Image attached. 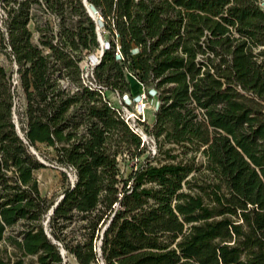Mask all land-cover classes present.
<instances>
[{
    "label": "trees",
    "instance_id": "1",
    "mask_svg": "<svg viewBox=\"0 0 264 264\" xmlns=\"http://www.w3.org/2000/svg\"><path fill=\"white\" fill-rule=\"evenodd\" d=\"M0 50V264L96 261L133 201L103 264H264V0H0ZM139 88L159 164L108 96ZM37 144L74 174L47 224Z\"/></svg>",
    "mask_w": 264,
    "mask_h": 264
},
{
    "label": "rangeland",
    "instance_id": "2",
    "mask_svg": "<svg viewBox=\"0 0 264 264\" xmlns=\"http://www.w3.org/2000/svg\"><path fill=\"white\" fill-rule=\"evenodd\" d=\"M102 40L104 41V38L102 37ZM0 63L5 67V69L8 72H11L12 75L14 76L15 72V67L16 64L12 60L9 59V57L4 53V51L0 50ZM16 88H18L16 86ZM136 92H139V94H135L134 96L131 97V95L122 96L118 95L115 92L109 93V99L110 101H113L116 105L120 107L122 112L128 117L130 116L131 120L134 121V118L137 120V117L139 116L140 118H145L146 122L150 125L153 121V116H152V109L151 105L152 103H149L150 105L148 106L147 103L144 104V101L138 99V96H141L143 93L142 89H138ZM23 97H22V92L21 89L18 88L17 93H16V104L18 106L22 105ZM125 103L128 105L125 106ZM146 150L143 153V155L140 157V161L145 162L147 159L150 158V162L154 164H159L162 161L168 160L166 153L163 151L165 150V147H167L168 144L167 142H161L160 146L157 140V148L155 147V141L150 135H146ZM189 150L186 152V157H190L194 155V161L195 162H200L203 160V156L200 153L199 150H191V148H188ZM32 150L37 153L38 157L40 160L43 161L44 166L40 167L35 171V175L37 178V183L39 184V189L40 192L45 195L49 199L56 200L64 187L73 180V170L70 167H64L57 163L55 159L53 158V151L51 147H46L42 144H37L36 147H33ZM158 150V151H156ZM175 152L181 151V148L174 147L173 149ZM160 151V152H159ZM146 154H149L151 157H146ZM120 166L123 168V172L127 173L130 170V163L131 160H128L124 155L120 157ZM145 186L147 185H154L157 186L154 181H146L144 183ZM140 207L138 204L133 201L131 202L128 207L125 210H122L121 212L118 213V216L115 218L114 222L112 223L111 226L108 227L110 221H107L104 223L99 232V236L96 240V247L98 249V254H99V259L93 262H90L89 264H103L102 263V248L101 243L102 241H105V243L108 242L110 237L112 236L114 232V227L116 223L120 221L123 217H131L133 215L138 214ZM46 216L43 219V222L46 223ZM47 224V223H46ZM19 225H15L14 228H17ZM72 226H77V223H71L70 225ZM108 227V228H107ZM1 244H0V249H1ZM9 248V247H8ZM5 253V252H4ZM64 264H80L77 263L75 258L71 254H65L64 253Z\"/></svg>",
    "mask_w": 264,
    "mask_h": 264
},
{
    "label": "built area",
    "instance_id": "3",
    "mask_svg": "<svg viewBox=\"0 0 264 264\" xmlns=\"http://www.w3.org/2000/svg\"><path fill=\"white\" fill-rule=\"evenodd\" d=\"M260 4L263 5V2H260ZM91 15L94 16L95 18H97L96 13H95L94 10H93V13H91ZM99 18H100V16H99ZM101 43H105V41H103V40L101 39ZM100 51H102V48H100V49L98 50V53L101 54ZM90 61H91V64H94L95 61H96L95 56L91 55V56H90ZM83 65L85 66V64H83ZM11 83H12V88L15 87V86H18L17 72H15L14 76H13V75L11 76ZM122 96H125V97H126L127 94H123ZM138 99L144 101V104L147 103L148 106L150 105L149 103H152V105H151L152 113H153V111H155V110L157 109V107H158V105H159V101H158V100H156V99L153 98V97H148L147 94H146L145 92H143V93L141 94V96H138ZM127 105H128V104L125 103V106H127ZM117 110L121 113V116L125 118V120L127 121L128 125L131 127V129H132L133 131H135V132H137V133L140 134L141 139H142V142H145V141H146V138H147V137H146L147 133H144V131H143L141 125L138 124V120H140V121H146L145 118L142 119V118H140L139 116H135V117H137V120L134 118V121H132L131 118H130V116L127 117V116L122 112V110H121L120 108L117 109ZM148 135H149V134H148Z\"/></svg>",
    "mask_w": 264,
    "mask_h": 264
},
{
    "label": "water",
    "instance_id": "4",
    "mask_svg": "<svg viewBox=\"0 0 264 264\" xmlns=\"http://www.w3.org/2000/svg\"><path fill=\"white\" fill-rule=\"evenodd\" d=\"M84 1H85V0H84ZM86 6H88V9H89L90 13H93V10L90 8V6H89L88 4H87ZM100 52H101V51H100ZM17 130L19 131V133H21L18 124H17ZM31 150H32V149H31ZM32 152H34V150H32ZM40 161L43 162L42 160H40ZM60 197H61V195L56 199L55 203L51 206V208H50L49 211L47 212V218H46V220H48V218H49L48 215L51 213V211H52V207H53L55 204H57V202L60 200V199H59ZM44 223H45V222H44ZM61 252H62V254H64L65 250L62 249Z\"/></svg>",
    "mask_w": 264,
    "mask_h": 264
},
{
    "label": "bare ground",
    "instance_id": "5",
    "mask_svg": "<svg viewBox=\"0 0 264 264\" xmlns=\"http://www.w3.org/2000/svg\"><path fill=\"white\" fill-rule=\"evenodd\" d=\"M65 253V252H64Z\"/></svg>",
    "mask_w": 264,
    "mask_h": 264
}]
</instances>
